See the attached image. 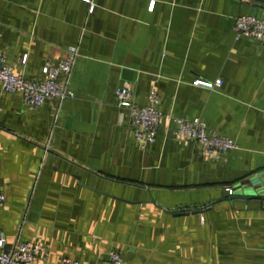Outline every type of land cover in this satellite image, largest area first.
Wrapping results in <instances>:
<instances>
[{
    "label": "crops",
    "instance_id": "crops-1",
    "mask_svg": "<svg viewBox=\"0 0 264 264\" xmlns=\"http://www.w3.org/2000/svg\"><path fill=\"white\" fill-rule=\"evenodd\" d=\"M92 2L0 0V47L17 73L38 79L79 52L62 103L29 109L0 93L5 248L43 246L34 264H101L112 250L122 264H264V198H228L264 169V44L233 33L239 15L264 18V0ZM122 84L137 105L153 88L163 114L198 116L235 146L204 157L163 117L139 143L116 105Z\"/></svg>",
    "mask_w": 264,
    "mask_h": 264
},
{
    "label": "built area",
    "instance_id": "built-area-1",
    "mask_svg": "<svg viewBox=\"0 0 264 264\" xmlns=\"http://www.w3.org/2000/svg\"><path fill=\"white\" fill-rule=\"evenodd\" d=\"M89 4V11L93 9L92 0H84ZM152 6V1L148 7ZM234 37H247L264 44V18L243 14L235 17L233 23ZM79 52L77 47H69L65 56L57 62L46 61L41 67V76L38 79H27L17 73L7 61L6 52L0 47V93H18L23 103L29 109L42 105L46 100H55L58 104L71 97L69 78L77 63ZM23 55L21 63H25ZM192 85L213 89L220 85V79L204 81L194 78ZM116 105L126 110L128 126L132 137L142 144L154 142L157 134L158 122L163 117L171 120L175 129L173 136L179 139H191L199 144L204 157L218 158L223 152L233 148L234 142L213 129L206 127L198 116L182 118L170 114H163L159 108V99L155 90L149 89L145 95V103H134L132 93L127 85L122 84L115 89ZM230 193L229 186L223 188ZM5 196L0 191V210ZM45 255L43 246L30 242L16 240L14 244L5 248L3 238H0V264H34L39 257ZM57 264H84L72 257H64ZM101 264H122L119 252L112 250L108 259Z\"/></svg>",
    "mask_w": 264,
    "mask_h": 264
},
{
    "label": "water",
    "instance_id": "water-1",
    "mask_svg": "<svg viewBox=\"0 0 264 264\" xmlns=\"http://www.w3.org/2000/svg\"><path fill=\"white\" fill-rule=\"evenodd\" d=\"M243 185V184H242ZM256 193V195H255ZM258 193V194H257ZM264 198V169L254 178L250 179L248 185L242 186V191L240 193H235L228 197L236 201H245L249 198ZM184 212H199L196 209H188Z\"/></svg>",
    "mask_w": 264,
    "mask_h": 264
}]
</instances>
